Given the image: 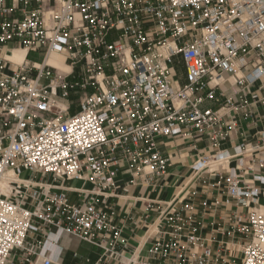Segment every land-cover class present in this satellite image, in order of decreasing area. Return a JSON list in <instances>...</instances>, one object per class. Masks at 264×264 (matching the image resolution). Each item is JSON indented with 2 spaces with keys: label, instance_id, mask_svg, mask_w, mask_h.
<instances>
[{
  "label": "built area",
  "instance_id": "1",
  "mask_svg": "<svg viewBox=\"0 0 264 264\" xmlns=\"http://www.w3.org/2000/svg\"><path fill=\"white\" fill-rule=\"evenodd\" d=\"M17 47L27 49L20 64L6 57ZM42 49L40 62L29 59ZM50 51L64 55L68 72L46 63ZM175 61L185 66V84L175 77ZM229 78L243 101L259 91L264 104V0H0V264H57L64 234L106 251L104 237L113 234V248L120 236L107 208L43 193L30 180L4 193L5 171L99 188L114 187L121 168L132 176L127 185L165 175L166 138L215 147L227 138L226 117L240 107L233 98L221 102ZM78 87L80 110L71 113ZM255 151L243 142L213 159L239 158L243 167L244 154ZM251 162L261 171L251 180L244 179L250 167L228 177V194L247 208L237 218L246 241L233 264H264V157ZM175 238L153 252L171 264L218 262L195 232Z\"/></svg>",
  "mask_w": 264,
  "mask_h": 264
},
{
  "label": "crops",
  "instance_id": "2",
  "mask_svg": "<svg viewBox=\"0 0 264 264\" xmlns=\"http://www.w3.org/2000/svg\"><path fill=\"white\" fill-rule=\"evenodd\" d=\"M232 83V78H229L220 86L225 94L221 102L229 97L240 105L226 117L223 129L228 133L227 138L220 140L217 147L206 140L195 141L181 136L166 138L161 149L164 155L170 156L171 166L165 175L153 176L147 181L137 178L134 184L127 185L132 176L121 168L115 178L116 184L111 188L95 187L90 182L77 181L74 184L76 180L40 172H30L25 177L19 175L22 180H30L35 186L43 187V193H64L71 202L93 203L98 209L107 208L114 213L113 225L120 230V236L113 248L109 247L113 234L104 237L107 238V251L64 234L60 247L55 248L56 253L60 252V256L55 257L57 264H171L173 258L162 259L153 252L155 244L177 240L176 236L185 240L191 232L212 248L214 259L218 258L215 264H233L240 259L238 246L245 244L246 237L237 230V218L245 215L247 208L238 206L228 194V177L241 174L249 167L245 180L261 173L257 166H252L251 159L264 157V139L261 136L264 104L258 101L262 97L259 91L249 94L246 102L243 101L241 95L232 89ZM206 105L218 108L220 103L209 102ZM243 142L256 150L244 154L243 167L239 158L221 163L214 161L218 150L233 154L234 148ZM205 158V164L196 167V163H202ZM174 211L180 219L169 221V214Z\"/></svg>",
  "mask_w": 264,
  "mask_h": 264
},
{
  "label": "bare ground",
  "instance_id": "3",
  "mask_svg": "<svg viewBox=\"0 0 264 264\" xmlns=\"http://www.w3.org/2000/svg\"><path fill=\"white\" fill-rule=\"evenodd\" d=\"M26 53H27L26 48L17 47L15 49L9 50L6 54V57L14 61L15 63L20 64L25 60ZM46 63H50L56 66L59 72L61 73H65L70 70V66L65 63L64 55L59 52L50 51L46 58ZM37 65H39V63H37ZM40 66L42 65L40 64ZM61 108L63 107L61 106ZM64 108H65V105H64ZM20 181H22L21 177L17 176L12 170L5 171L1 177L2 191L8 194L11 191V183L20 182ZM262 209L264 210V207ZM239 262H241L240 259H239Z\"/></svg>",
  "mask_w": 264,
  "mask_h": 264
},
{
  "label": "rangeland",
  "instance_id": "4",
  "mask_svg": "<svg viewBox=\"0 0 264 264\" xmlns=\"http://www.w3.org/2000/svg\"><path fill=\"white\" fill-rule=\"evenodd\" d=\"M43 55H44V50H39L36 52H31L29 59L32 61H41L43 59ZM174 67H175V77L177 80H179L181 83H185L187 82V77H186V70H185V66L183 64H179L177 61L174 62ZM75 80H80V79H75ZM89 92H92L94 90L93 87H89L87 89ZM82 90L80 87H78L77 89L73 90L71 92V97H70V103L72 105V109H71V113H76L80 110V105H79V95L81 94ZM59 106L63 107V104H59ZM217 166L213 167L216 168ZM30 174V171H23L21 173V175L23 177L27 176ZM74 184H77V181L73 182ZM250 239V238H249ZM239 262V260H238Z\"/></svg>",
  "mask_w": 264,
  "mask_h": 264
}]
</instances>
